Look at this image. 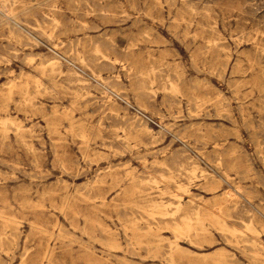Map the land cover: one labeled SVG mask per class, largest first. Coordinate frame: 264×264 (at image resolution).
<instances>
[{
    "label": "rangeland",
    "instance_id": "1",
    "mask_svg": "<svg viewBox=\"0 0 264 264\" xmlns=\"http://www.w3.org/2000/svg\"><path fill=\"white\" fill-rule=\"evenodd\" d=\"M0 264H264V0H0Z\"/></svg>",
    "mask_w": 264,
    "mask_h": 264
},
{
    "label": "bare ground",
    "instance_id": "2",
    "mask_svg": "<svg viewBox=\"0 0 264 264\" xmlns=\"http://www.w3.org/2000/svg\"><path fill=\"white\" fill-rule=\"evenodd\" d=\"M102 4V3H101ZM108 57V56H107ZM111 59V58H110ZM32 62V61H31ZM99 72V71H98ZM8 130V129H7ZM124 130V129H123ZM109 170V169H108ZM187 226V225H186ZM248 227V226H247ZM250 231V230H249ZM256 231V230H255ZM250 233V232H249ZM253 234V233H252ZM161 243V242H160ZM145 246V245H144ZM147 246V245H146ZM159 248V247H158ZM170 255V254H169Z\"/></svg>",
    "mask_w": 264,
    "mask_h": 264
}]
</instances>
